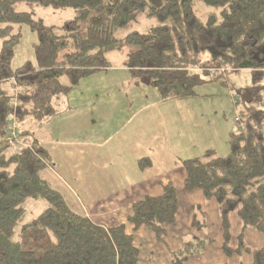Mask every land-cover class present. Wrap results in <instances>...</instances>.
Segmentation results:
<instances>
[{"label": "trees", "instance_id": "obj_1", "mask_svg": "<svg viewBox=\"0 0 264 264\" xmlns=\"http://www.w3.org/2000/svg\"><path fill=\"white\" fill-rule=\"evenodd\" d=\"M21 4L31 11L19 10ZM37 7L74 15L60 26L47 25L34 18ZM142 18L157 24L131 31ZM25 26L38 36L35 60L15 69ZM0 41V264H138L139 249L125 224H95L49 182L44 172L56 164L35 136L84 79L111 68L109 52L126 48L133 50L124 66L162 102L195 97L206 84L250 73L252 82L234 89L241 108L229 154L208 150L185 160L184 187L217 201L225 245L231 212L242 232L264 234V0H0ZM10 84L16 95L5 89ZM13 117L20 128L16 140L5 138ZM178 207V191L168 184L161 196L134 204L128 221L163 241ZM194 218L198 226L197 213ZM203 244L188 242L174 264L200 253ZM240 247L251 252L242 239ZM252 261L264 264V245Z\"/></svg>", "mask_w": 264, "mask_h": 264}, {"label": "crops", "instance_id": "obj_2", "mask_svg": "<svg viewBox=\"0 0 264 264\" xmlns=\"http://www.w3.org/2000/svg\"><path fill=\"white\" fill-rule=\"evenodd\" d=\"M111 68L84 79L60 101L58 115L35 131V136L56 164L55 168L46 169L44 174L77 213L105 227L125 224L139 249L138 264H174L175 255L194 236V214L187 213V224L183 230L177 212L174 229L182 236L189 235L186 240L167 235L159 241L155 233L145 226L133 230L128 217L133 213L134 204L146 197L161 196L168 184L175 186L178 197L193 193L184 187L186 171L183 162L201 157L206 151L213 150L210 149L213 145L208 142L203 125L202 133L195 131L202 138L192 133L180 102L184 99L162 102L160 97H154L156 101L139 107L138 103L147 99L148 86L142 84L140 89L124 63L119 69ZM119 78L128 82L122 90L123 94L126 93L123 107L127 121L124 123L120 119L119 131L104 137L110 126L111 111L106 105L96 103L92 106L93 97H96L92 93L98 92L99 86L104 92L110 81ZM194 118L197 124L201 120L196 115ZM231 130L226 131L227 148L223 149L221 156L229 154ZM77 136L79 139L71 140ZM189 206L195 207V201H191ZM197 258L195 261L202 262L196 264H205L201 255ZM252 262L251 256L247 257L246 263L239 260L233 264Z\"/></svg>", "mask_w": 264, "mask_h": 264}, {"label": "rangeland", "instance_id": "obj_3", "mask_svg": "<svg viewBox=\"0 0 264 264\" xmlns=\"http://www.w3.org/2000/svg\"><path fill=\"white\" fill-rule=\"evenodd\" d=\"M19 10L31 11V8L27 5L21 4L19 6ZM73 15L74 13L69 10L55 11L51 8L44 7H37L34 9V18L41 19L47 25L60 26L65 21L72 18ZM156 24L157 22L155 20H147L142 18L140 22L137 25H134L130 30L146 32ZM126 33H128V30L124 31L123 34ZM37 42V34L32 32L30 27L25 26L22 39L15 50L13 68L17 69L27 61L35 60L34 44ZM1 47L2 41H0V50ZM132 50V48H126L123 51L109 52L107 54V58L112 65L111 69H119L127 55L131 53ZM132 82L133 81L131 80V84ZM251 82V75L247 71L228 75L220 81L206 84L205 86L198 88V96L180 101L186 115V121H188L187 123L190 125L192 133L197 137L202 138V136L195 133V131L201 132V125H203V128L207 133V140L213 145L210 149L216 150L219 155H223V149L227 148L224 138L226 131L230 130L231 128L234 131V129L237 128L235 118L239 116L241 108V105H237V93H239L240 88L249 85ZM127 83V81L122 82V79L119 78L117 81H110L108 89L104 92H102L101 86H99L98 92L92 93V96L96 95V97H93L94 99L92 100V106H95L96 103H98L100 106L106 105L111 111L109 114L110 126L109 129L105 131L104 137L108 133L110 136H112L113 133L119 131L120 119H122L124 123L127 121V113H125V108L123 107L125 104L124 101L126 100V93L123 94L122 92L123 85L127 86ZM233 83L235 84L234 87H232ZM13 85H8L5 87V89L11 94L14 92L16 95L17 90ZM139 85L141 89L142 84ZM235 87L239 90H234ZM150 92H152V94ZM139 95L140 97L142 96L141 90ZM146 95L147 99L140 101L138 103L139 107L141 105L144 106L145 103L156 101V99L154 100V97H159L158 91L150 87H147ZM79 99L82 100L80 96ZM139 99L141 100L142 98ZM81 103L83 102L81 101ZM134 111H136V109ZM195 115L199 116V118L202 120H200L198 124L194 118ZM105 121H107V119ZM44 124H42L41 127H43ZM76 139H79V137H73L71 140L74 141ZM203 196L204 195L202 191L195 190L193 193H187L186 195H180L178 197V216L180 218L179 222L180 225H182L183 230H185V226L187 224V213H197L199 224L198 226H195L194 224L192 225L194 236L188 239L190 237L189 235L182 236V234L177 230L175 231L174 226H170L168 228V235L170 238L176 237L177 239L181 240L188 239L185 247L187 243L191 241H194V243L198 242L199 240L204 242L203 249L201 250L200 254L197 253L190 256L184 262V264L187 262H194L195 264L202 262L201 260L195 261L199 259L197 258L199 255H201V258L204 260L205 264H233L234 261L239 260L246 263L247 257L250 258L255 249L261 248L264 245V234L253 228H249L245 232H242L243 225L239 216L236 212H231L228 217L230 236L228 238V245H225L227 238L225 236L224 221L219 205L216 200L206 199V197ZM191 201H195V207L189 206ZM148 229L152 231L150 228ZM240 239H242L243 244L251 248V252H247L246 250L241 249V247L239 248ZM226 249H228L227 251H230V253H227ZM239 249H241V251H238Z\"/></svg>", "mask_w": 264, "mask_h": 264}, {"label": "built area", "instance_id": "obj_4", "mask_svg": "<svg viewBox=\"0 0 264 264\" xmlns=\"http://www.w3.org/2000/svg\"><path fill=\"white\" fill-rule=\"evenodd\" d=\"M213 74L216 72L213 70ZM239 121V116L235 118V122ZM20 135V128L18 126L17 120L15 117L11 118L8 124V128L6 130L5 138L6 139H18Z\"/></svg>", "mask_w": 264, "mask_h": 264}]
</instances>
